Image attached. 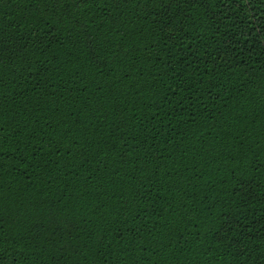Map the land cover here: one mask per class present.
Instances as JSON below:
<instances>
[{
  "label": "trees",
  "instance_id": "trees-1",
  "mask_svg": "<svg viewBox=\"0 0 264 264\" xmlns=\"http://www.w3.org/2000/svg\"><path fill=\"white\" fill-rule=\"evenodd\" d=\"M0 264H264V0H0Z\"/></svg>",
  "mask_w": 264,
  "mask_h": 264
}]
</instances>
